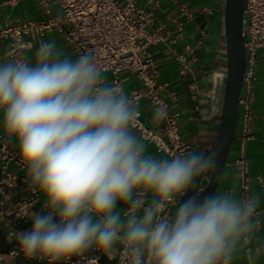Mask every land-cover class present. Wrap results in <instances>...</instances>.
I'll return each instance as SVG.
<instances>
[{
    "label": "clouds",
    "instance_id": "1",
    "mask_svg": "<svg viewBox=\"0 0 264 264\" xmlns=\"http://www.w3.org/2000/svg\"><path fill=\"white\" fill-rule=\"evenodd\" d=\"M0 112L46 209L32 213L30 231L12 233L27 259L56 264L94 248L121 251L126 264H231L258 228V195L178 199L216 167L217 153L148 154L132 130L139 102L105 81L91 52L73 59L52 40L33 63H0Z\"/></svg>",
    "mask_w": 264,
    "mask_h": 264
},
{
    "label": "crops",
    "instance_id": "2",
    "mask_svg": "<svg viewBox=\"0 0 264 264\" xmlns=\"http://www.w3.org/2000/svg\"><path fill=\"white\" fill-rule=\"evenodd\" d=\"M55 1V0H54ZM194 17L185 21L178 7L170 0H157L150 4L139 0L138 4L151 10L156 18L155 25L148 34V49L154 54L160 68V79L169 83L171 97L169 101L173 111L181 116V134L193 145V151L205 153L210 149L220 130L223 112L224 87L226 81L227 54L224 38V7L225 0H185ZM54 11L59 12V6L54 3ZM44 16L40 0H21L12 5L10 0H0V27L19 18L39 19ZM184 24L183 30L179 29ZM56 41L57 47L64 54L76 58L73 47L64 42L57 33H48L44 42ZM40 40H34L30 49L26 50L27 61L34 62V54ZM10 40L0 39V63L12 60L8 54ZM105 81L111 84L113 75L103 74ZM121 79L127 93L141 88V82L129 72H122ZM140 121L145 129L155 135L148 139L142 131L133 127L132 130L146 144L147 153L166 158L167 153L161 146L166 143V136L161 120L154 118L152 105L142 100L140 103ZM252 117L248 122L252 138L245 146L242 144L244 123L242 107L234 141L221 172L218 183L212 195L218 192L235 190L237 199H242L241 182L235 165L236 158L243 153L248 160L252 177L250 195H258L260 203L257 209L259 225L250 243L239 249L231 264H264V55L260 52L255 70V80L252 100ZM3 113L0 112V144L5 143L19 154L15 138H9L4 131ZM20 155V154H19ZM9 171L15 174L12 186L3 185L0 189V233L8 249L0 252V264H48L47 260L27 259L19 252L13 232L30 231L32 229L33 212L46 214L44 200L41 194L35 196L29 187V181L24 167L16 164L9 166ZM5 179L0 163V181ZM261 179V180H259ZM96 249H91L82 255H95ZM81 255H75L70 260L58 261L56 264H80ZM102 264H117V252L111 256L102 253Z\"/></svg>",
    "mask_w": 264,
    "mask_h": 264
},
{
    "label": "built area",
    "instance_id": "3",
    "mask_svg": "<svg viewBox=\"0 0 264 264\" xmlns=\"http://www.w3.org/2000/svg\"><path fill=\"white\" fill-rule=\"evenodd\" d=\"M21 0H10L16 5ZM139 0H40L44 16L39 19L19 18L0 27V39L10 40L8 52L11 59L27 61L26 50L30 49L34 40L44 42L48 33L57 32L65 43L71 45L79 55L91 52L102 71L113 75L112 83H120L122 72H129L141 82V88L130 93L139 103L148 101L153 109L163 107L166 117L161 119L166 136L165 145L161 146L167 153L166 159L193 151V145L181 134V116L173 111L169 97V83L160 79V68L154 54L148 49V34L155 25V15L138 4ZM154 4L157 0H145ZM176 5L185 21L194 17V12L185 0H170ZM54 3L60 10L54 11ZM180 23L179 29L183 30ZM246 70L242 86L239 106L242 107L244 123L242 144L252 138L248 125L252 117V100L255 70L260 52L264 55V0H247L246 7ZM141 116V115H140ZM133 127L142 131L144 137L155 138L145 129L140 117ZM0 163L5 179L3 185L12 186L15 174L9 171L11 164L23 167L20 155L5 143L0 144ZM237 174L241 182L242 199L250 196L251 174L247 158L241 153L235 161ZM261 180V179H259ZM264 187V186H263ZM35 196L37 191L33 190ZM181 197H178L180 199ZM4 203L0 201V206ZM175 208L169 212L174 213ZM258 212V211H257ZM102 252L96 250L95 255H81L80 264H102ZM2 256L0 255V261ZM117 264H126L121 251L117 252Z\"/></svg>",
    "mask_w": 264,
    "mask_h": 264
},
{
    "label": "water",
    "instance_id": "4",
    "mask_svg": "<svg viewBox=\"0 0 264 264\" xmlns=\"http://www.w3.org/2000/svg\"><path fill=\"white\" fill-rule=\"evenodd\" d=\"M246 7L247 0H225L224 38L227 65L222 121L214 145L204 153L215 151L217 165L206 173V178H198L196 190H189L180 199H186L197 192L200 199L212 195L228 159L239 121V98L246 70Z\"/></svg>",
    "mask_w": 264,
    "mask_h": 264
},
{
    "label": "trees",
    "instance_id": "5",
    "mask_svg": "<svg viewBox=\"0 0 264 264\" xmlns=\"http://www.w3.org/2000/svg\"><path fill=\"white\" fill-rule=\"evenodd\" d=\"M3 244H4L3 235L0 233V252H1V253H2V252L4 253V252H7V251H8L7 248H5V247H1Z\"/></svg>",
    "mask_w": 264,
    "mask_h": 264
},
{
    "label": "rangeland",
    "instance_id": "6",
    "mask_svg": "<svg viewBox=\"0 0 264 264\" xmlns=\"http://www.w3.org/2000/svg\"><path fill=\"white\" fill-rule=\"evenodd\" d=\"M205 182V181H204Z\"/></svg>",
    "mask_w": 264,
    "mask_h": 264
}]
</instances>
